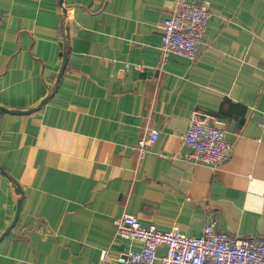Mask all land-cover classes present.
Here are the masks:
<instances>
[{"label": "crops", "instance_id": "0c3cea01", "mask_svg": "<svg viewBox=\"0 0 264 264\" xmlns=\"http://www.w3.org/2000/svg\"><path fill=\"white\" fill-rule=\"evenodd\" d=\"M173 6L0 0V233L21 196L0 264H98L102 250L115 260L127 247L112 219L124 212L161 231L264 237V0H208L196 59L161 61ZM194 118L224 131L226 159L188 156Z\"/></svg>", "mask_w": 264, "mask_h": 264}, {"label": "built area", "instance_id": "2783aa9c", "mask_svg": "<svg viewBox=\"0 0 264 264\" xmlns=\"http://www.w3.org/2000/svg\"><path fill=\"white\" fill-rule=\"evenodd\" d=\"M208 17V0H174L161 32V61L171 52L195 60ZM157 134L153 129L146 137L137 139L138 159ZM182 139L190 149L189 157L209 165L226 159L231 148L221 128L195 118L189 121ZM112 225V240L124 241L126 252L109 260L102 250L98 264H153L157 258L156 247L161 244L166 247L159 258L161 264H264V237L231 236L210 224H205L198 236L186 235L176 227L161 231L153 224L142 225L136 215L125 212L114 217Z\"/></svg>", "mask_w": 264, "mask_h": 264}, {"label": "water", "instance_id": "95a60500", "mask_svg": "<svg viewBox=\"0 0 264 264\" xmlns=\"http://www.w3.org/2000/svg\"><path fill=\"white\" fill-rule=\"evenodd\" d=\"M61 1V0H60ZM66 47H67V38L64 36V38H63V56H62V60H61V65H60V69H59V72H58V74H57V79H56V81H55V83H54V86H53V90H55V88H56V86H57V81H58V79H59V76H60V74H61V72H62V70H63V67H64V65H65V62H66ZM46 98H47V96H45V97H43L40 101H39V103L36 105V106H34V107H32V108H29V109H25V110H17V109H13L12 111H16V112H20V111H24V112H28V111H31L32 109H36V108H38L45 100H46ZM2 108H4V107H2ZM207 123L208 124H212L211 122H209V121H207ZM3 172V171H2ZM10 178V177H9ZM12 183H13V185H14V187H15V190L18 192V193H21V189H20V186H19V184L17 183V181L16 180H13L12 179ZM20 202H21V196L17 199V202H16V208H15V212H14V215H13V218H12V220L10 221V223H9V225H7L6 227H5V229L0 233V238H2L5 234H7V232L11 229V227L13 226V224H14V222H15V220H16V218H17V216H18V213H19V209H20Z\"/></svg>", "mask_w": 264, "mask_h": 264}]
</instances>
